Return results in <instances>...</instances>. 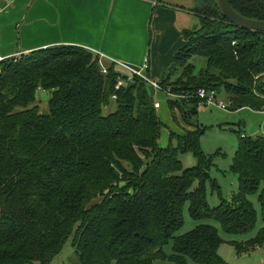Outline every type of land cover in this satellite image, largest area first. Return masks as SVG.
<instances>
[{"label":"trees","instance_id":"trees-1","mask_svg":"<svg viewBox=\"0 0 264 264\" xmlns=\"http://www.w3.org/2000/svg\"><path fill=\"white\" fill-rule=\"evenodd\" d=\"M229 3L264 21V0ZM193 12L200 27L183 32L186 44L160 83L180 96L168 100L178 111L173 120H195L199 89L223 91L231 111L264 112V34L231 25L214 0ZM194 58L205 61L198 74ZM106 71L77 46L0 62V264H50L69 239L78 264H227L218 255L225 241L210 222L227 235L249 234L257 220L253 196L264 222V135L240 136L230 165L237 190L210 208L203 128L170 133L177 147L160 148L162 123L149 85L134 77L128 89L116 90L119 74L112 64ZM40 90L50 93L46 114L36 105ZM110 101L116 108L105 115ZM185 152L197 158L196 167L183 169L178 154ZM185 209L198 224L179 234ZM229 243L237 255L264 248V227Z\"/></svg>","mask_w":264,"mask_h":264},{"label":"crops","instance_id":"crops-1","mask_svg":"<svg viewBox=\"0 0 264 264\" xmlns=\"http://www.w3.org/2000/svg\"><path fill=\"white\" fill-rule=\"evenodd\" d=\"M196 2L0 0V62L48 47L77 46L104 66L116 60L140 69L147 61L145 75L162 81L186 44L183 32L200 27L185 14L196 16L194 10L186 12L178 5L193 7L200 0Z\"/></svg>","mask_w":264,"mask_h":264},{"label":"rangeland","instance_id":"rangeland-1","mask_svg":"<svg viewBox=\"0 0 264 264\" xmlns=\"http://www.w3.org/2000/svg\"><path fill=\"white\" fill-rule=\"evenodd\" d=\"M198 1L199 0H197V2ZM205 1L206 0H200V2H198L199 4H197V6L193 5V7L188 4L181 3H179L178 6L183 8L186 12H190L191 10H196L198 5L200 7L205 6ZM185 14L189 19H193L196 23L197 29L199 27L198 18L189 13ZM204 62L203 58L193 59L192 64L194 65L195 74H198L200 69H202ZM183 69L184 67L179 69L177 72L175 71L176 75L172 79L173 81L178 79L183 74ZM152 81L157 84L162 82L153 79ZM160 87L163 92H154L151 89L153 101L160 104L159 109H156V114L162 123L158 146L160 148H166L168 146L176 148L178 143L176 139H173L172 141L169 140L170 133L184 136L188 131L190 132L203 128V133L199 138V148L202 153L209 158L208 160L210 165L207 169V173L210 181H214L219 188L217 190H212L210 181L206 183L207 202L210 208H214L219 205L221 198L229 201L238 187L237 177L230 173V165L232 163V158L237 151L240 136L256 138L264 135V113L254 112L247 108L231 111L228 97L220 90L216 96V101H222L227 106V110H221L213 105H205L204 103H201L198 107V114L195 120L188 118L186 120V124H184L183 121L180 122L178 120H173V116H177L178 111H170L168 107V100H172L170 98L171 96L166 93L167 89L162 86ZM37 96L38 101L36 102V105L39 108V112L46 114L48 112L47 105L50 93L40 90ZM174 99L181 101L180 98ZM185 100L189 101L190 98L186 97ZM115 108V102L110 101L109 106L104 111V114L107 115L108 113L113 112ZM196 125H198L197 129H195L197 127ZM178 160L180 161L183 169H192L198 165V160L192 152L179 153ZM195 185L196 184H194V186ZM250 200L257 212V220L254 229L249 234L244 236L227 235L220 229L217 223L213 221L210 222L211 225L218 229L219 236L225 241V243L219 247L218 255L227 264H264V248H256L248 254L237 255L234 246L229 243L231 240H235L236 242H245L254 237L259 229L264 227V222L261 219L260 208L256 197L253 196ZM98 201L99 199L97 198L94 203ZM196 224L198 223L189 217L187 210L185 209L184 224L178 233L184 234L192 230ZM71 241L72 240L69 239L65 243L60 253L53 258L50 264H78L74 250L71 246ZM164 253L168 256L172 254L171 243L164 247ZM154 264L174 263L158 260L155 261Z\"/></svg>","mask_w":264,"mask_h":264},{"label":"built area","instance_id":"built-area-1","mask_svg":"<svg viewBox=\"0 0 264 264\" xmlns=\"http://www.w3.org/2000/svg\"><path fill=\"white\" fill-rule=\"evenodd\" d=\"M109 61H110V64H112L114 66L115 71L119 74V78H118L117 84L115 86L116 90L120 89L122 86H125L128 81H132V79L134 77H138L139 79L146 82L154 92H161V91L163 92V90L160 87V84H157L156 82L152 81L149 77H147L145 75L144 72L148 68L147 61H145L144 65L140 69L130 68L126 64L121 63V62L116 61V60H109ZM99 65L101 68V73L106 74V72H107L106 67L104 65H102L101 63ZM117 68L120 69L121 72H118L116 70ZM166 93L169 96H171L170 98H172V99L180 97V96L173 95L170 92V89H167ZM217 94L218 93L214 90L207 91L204 89H199V90H197V92L195 94V98L198 99L201 103H204L205 105H207V104L213 105V106H215L221 110H227L228 109L227 106L222 101H219V102L216 101ZM113 99H115V96H113ZM159 107H160V104L155 101L154 102V108L159 109Z\"/></svg>","mask_w":264,"mask_h":264},{"label":"water","instance_id":"water-1","mask_svg":"<svg viewBox=\"0 0 264 264\" xmlns=\"http://www.w3.org/2000/svg\"><path fill=\"white\" fill-rule=\"evenodd\" d=\"M220 14L233 26L264 34V21L242 16L229 3V0H214ZM133 81L126 83V89L132 86Z\"/></svg>","mask_w":264,"mask_h":264}]
</instances>
